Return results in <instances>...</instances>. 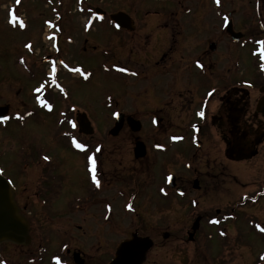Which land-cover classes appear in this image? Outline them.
I'll use <instances>...</instances> for the list:
<instances>
[{
  "label": "flooded vegetation",
  "instance_id": "1",
  "mask_svg": "<svg viewBox=\"0 0 264 264\" xmlns=\"http://www.w3.org/2000/svg\"><path fill=\"white\" fill-rule=\"evenodd\" d=\"M21 1L15 0V4ZM48 1L52 4H46L52 13V20L49 23L43 22L45 19L41 20V26L42 30H46L43 41L49 42L51 51L39 56L36 62L32 56V68L38 70L43 65L49 68L56 62L63 65L67 62L64 58L70 55L71 48L79 42L81 53L94 51L95 46L88 45V39L90 42V36L96 30L101 34L109 32L112 36L107 41L112 44L144 46L141 58L147 60L148 67L142 71L144 79L152 76L151 73L153 78L173 79L172 85H152L154 91L146 89L144 92L150 90L155 97L153 100L151 96L152 103L160 105L159 110L150 112L152 123H160L167 118V122L162 124L167 139L164 147H160L152 135H145V140L136 139L134 145L142 142L145 151L139 158L133 154L134 166L129 178L132 188L128 196V201L132 200L129 206L132 231L122 232L115 245L105 247L108 228L118 232L119 226L110 219L112 214H108L106 195L111 184L109 180L117 184L120 180L124 182V178L118 176L108 180L104 139L99 145H93L88 139L95 135L82 134L76 126L77 115L84 113V110L78 107L70 109L72 117L65 118V121L71 123L75 133H70L66 130L67 126L62 125L64 132L53 136L58 143L63 141L67 144L71 155H76L75 170L81 176V190L70 194L63 202V179L60 173H56L58 165L51 155L53 151H43L29 143H25V149L22 147L13 161L9 159L15 166L0 164V175L11 183L14 199L20 214L29 224L31 237L29 246L17 247L21 248L25 256L21 262H14L3 251H0V261H5L4 264H45L44 255L48 253L52 254V258L47 264H111L118 249L134 235L135 239L144 241L143 245L150 244L149 248L142 256L141 247L128 248L131 252L123 253L117 264H221L219 260L228 259L230 262L224 261L222 264H264L263 256L256 257L252 263L234 260H242L241 246L247 247L251 234H264V175L263 179L258 178L254 182L234 183L236 187L230 204L214 209L213 213L202 208L204 197L209 193L214 195L223 185L221 179L227 174V164L242 165L249 162L257 158L259 148L264 146V104H261L264 100V0H239L238 5L237 0H220L219 4L215 0V6L211 8L215 9L214 18L217 22L208 26L186 21L192 10L203 11L205 7L187 6L183 0H136L131 12L102 7L86 10L81 8L84 0ZM158 1L163 2L164 7L150 5L142 9L139 5ZM97 9L103 12L101 17H97ZM77 12L80 19L82 15L85 17L79 31L82 36L80 39L75 35L70 16ZM118 12L128 16V28L117 27L110 20V15ZM181 16L183 21L179 22ZM163 18L168 21H163ZM203 28L210 32L201 39L199 36L204 33ZM220 43H226V47L218 51ZM188 78L196 79V84L193 81L189 83ZM36 89L41 90V86L38 85ZM37 93L36 90L32 98ZM57 93L54 87L48 89L45 92V104L41 98L38 100V106L43 104L45 107L32 109L25 118L21 116L20 123L53 114L55 106L58 107ZM150 99L145 98L146 101ZM194 101L197 107L188 117L189 120H183L185 126L173 134L167 115L164 113L163 118L160 110L169 109L171 103H180L182 106ZM3 106L7 105H0V108ZM201 112L203 116L199 115ZM5 118L0 124L7 128L9 118ZM73 138L84 148H77ZM215 142L220 147L216 157ZM181 144H185V148L173 156L170 152L172 146ZM45 156L49 159L45 160ZM1 157H5V154H1ZM90 157L95 160L94 166ZM201 157H205L204 160H200ZM220 157L222 160L216 161ZM180 162H184L188 177L179 175V171L173 167ZM14 169L16 174L12 175L10 172ZM170 176H174L173 188L167 182ZM142 187L154 191V201L150 204L154 205L155 211H159L156 213L157 219L142 202L134 205ZM173 195L185 208L181 214L171 213ZM209 197L210 194L206 198ZM95 209L96 212L102 210V214L98 215L99 222L94 220V226H99L98 229L103 232L101 237L97 236L99 234L90 236L93 241L89 245L83 243L79 236L83 229L81 226L72 227L79 231L78 237L63 230L62 222L77 216L87 224L85 231H82V236L87 237L85 232L92 222L89 219L91 225L88 224L85 217ZM54 219L65 220L60 226L56 224L53 232L43 230L40 226V222H52ZM158 221L161 222L159 225L156 223ZM173 221L179 222V228L171 233L170 222ZM165 228L167 230L160 231ZM54 233L56 237L51 238L50 234ZM156 234L161 238L159 242L154 239ZM36 238L39 243L33 245ZM79 238L80 244L75 246ZM68 241L71 242L68 244ZM9 246L12 245H5L4 249Z\"/></svg>",
  "mask_w": 264,
  "mask_h": 264
},
{
  "label": "rangeland",
  "instance_id": "2",
  "mask_svg": "<svg viewBox=\"0 0 264 264\" xmlns=\"http://www.w3.org/2000/svg\"><path fill=\"white\" fill-rule=\"evenodd\" d=\"M136 0H84L81 3V8L86 10L93 7H102L106 10H124L131 12V7L136 4ZM184 5L187 6H204L202 10L194 9L191 15L187 18V22L194 25L198 23V26L203 24L204 26L211 25L217 20L214 18L215 0H183ZM20 4L16 5L15 0H0V105L6 104L9 106L8 112V123L6 126L0 124V156L5 154V157L0 158V164L8 163L14 165V156L17 155L21 148L25 149L26 144H32L34 147H39L43 151L52 152L51 154L57 161L58 171L61 178L63 179V194L61 200H65L70 194L76 193L81 190V176L76 173L75 167L77 166L76 155H71L67 149V144L63 141L58 143L56 141V133L64 132V127L70 133H75L71 129V123L65 121V118L70 119V109L78 107L84 110V114L88 116V120L92 126L93 133L95 135L89 137V141L93 145H99V142L104 139L106 143V170L108 172V180L115 179L116 177H123L124 182L121 180L116 184L115 181L109 180L111 183L108 187V202L107 209L108 214H112L110 219L113 223L118 226V232H113L112 228H108L107 236L105 238L104 246L115 245V242L121 237V233H127L132 231L133 222L130 220L131 210L129 206L132 204V200L128 201V196L132 192L130 187V176L132 167L134 166L133 149L136 139L145 140V135H152L156 138L160 147H164L166 143V132H164L163 123H166L164 113L168 117V121L172 126V133H178L181 128L184 127V121L189 120V116L197 107L195 101L193 103H184L182 106L180 103H171L168 108L160 110L163 115V121L160 123H152L150 112L157 111L160 109L159 104L152 103L155 99L153 93L154 88L152 85L158 86L173 84L171 78H156L149 76L144 79L143 70L147 69L146 61L141 58L142 49L144 46H135L132 43L129 44H112L107 39L112 35L109 32L98 33L93 31L91 41L88 45L95 46L94 51L87 53H81L80 42L71 48V53L67 58L66 63L63 65H51L49 68L43 65L42 68L34 70L32 68L31 57L36 62L40 59L41 55L46 54L51 46L49 42L43 41V34L46 30H42L41 20L43 22H51L52 13L47 9V5L51 6V2L48 0H22ZM75 6L79 7L77 3ZM240 4V1H236V5ZM141 8L150 7L155 5L157 7H164L163 2H147L139 3ZM207 7V8H206ZM23 8L25 9L23 11ZM203 12V13H202ZM202 13V15H200ZM79 13H72L71 19L74 23L75 35L80 36L81 26L84 23L85 17L82 15L81 19ZM15 16V20L13 19ZM202 16V18H201ZM163 21L167 22V19L163 18ZM183 21L181 16L178 20ZM196 22V23H195ZM198 31V29L196 30ZM199 38L203 39L208 36L205 28H203ZM50 34V30L47 31ZM216 33V30H215ZM114 37V36H113ZM115 39V37H114ZM105 42H104V41ZM107 42V43H106ZM31 44V50L26 45ZM226 44V43H225ZM225 44L220 43L218 45V51H221L226 47ZM49 51V52H50ZM225 51V50H223ZM31 55V56H30ZM36 57H35V56ZM108 55V56H107ZM183 55V53H182ZM40 56V57H39ZM38 59V60H37ZM21 60L23 63H21ZM55 66L56 72H52V68ZM79 69V71H76ZM120 69H126V71H120ZM51 73V74H49ZM135 73V75H133ZM167 79V81H166ZM166 81V83H165ZM189 83L196 84L197 80H191L188 78ZM196 81V82H195ZM188 85H191L189 84ZM40 85L41 90L32 98L37 90L36 87ZM58 85V86H57ZM217 85V84H216ZM58 90V107L55 106V112L51 115H45V117L39 118V120H30L20 123L21 116L25 118L27 113L36 108H43L45 105L38 106L39 98L45 104V92L48 89ZM148 90L146 93H144ZM162 91V89H161ZM152 96V99H150ZM145 98L150 100H145ZM57 101V100H56ZM38 102V103H37ZM5 106V107H7ZM4 107V106H3ZM8 108V107H7ZM51 109V108H50ZM115 112L122 113L125 117L131 116L135 120L139 121L142 125L139 132H132L129 127L125 124L119 134L116 137H111L108 131L112 128L114 120L113 116ZM169 114V115H168ZM6 117V118H7ZM58 117V118H57ZM46 119H48L46 121ZM59 119L57 122L56 120ZM1 123L3 122L0 121ZM6 128V129H5ZM107 134L106 137L103 136ZM35 138L32 139V137ZM88 136V135H87ZM56 138V139H55ZM149 143V141H148ZM71 144V142H70ZM185 144L172 146L171 154H176L178 151L185 148ZM71 147V146H70ZM218 143L215 142V157L220 153L218 152ZM56 153V155H54ZM7 157V158H6ZM205 157H201L200 160H204ZM11 159L12 161H10ZM222 160V157L216 158ZM7 160V161H5ZM184 162L180 164H174V168L179 171V175L184 174L188 177L189 172L184 170ZM198 163V162H197ZM76 164V166H75ZM15 166V165H14ZM197 166V165H196ZM12 175L16 174L15 169L10 172ZM219 171H217V174ZM227 173V174H225ZM225 177L221 179L223 183L219 187V190H215V194L209 193L211 197L206 195L202 200V208L205 211L213 213L216 208H222L230 204V200L233 197V189L235 184L238 182L250 183L256 181L258 178L263 179L264 175V146L259 148L257 158L245 162L244 164H227V172ZM263 173V174H262ZM222 174V175H223ZM22 177V176H19ZM242 186V185H237ZM239 191V190H238ZM154 191L148 188H141V194H138L135 204L142 202L150 213L155 216L159 211L154 210L153 202ZM175 196L173 195V198ZM177 197V196H176ZM104 198V197H103ZM64 202V201H63ZM62 202V203H63ZM141 204V206L143 205ZM133 206V205H132ZM106 209V206H105ZM172 214H181L185 211L182 206V202L174 198L171 207ZM147 211V210H146ZM162 213V212H161ZM102 214V210L96 212V209L90 212L85 217L88 224L91 225L89 219H91L92 225L88 226L85 232L87 237H83L82 231H85L87 224L84 220H80L74 216L65 219H54L52 222H40V226L43 230H50L53 232L55 225L60 226L62 221L64 224V231H70L69 234H73V237H82L83 243L89 245L92 243V236H102L103 230H99L97 225L94 226V220L97 219L98 215ZM107 214V215H108ZM154 219H157L154 217ZM159 225L161 222H156ZM171 233L174 229L179 228V222H170ZM169 224V223H168ZM81 226L83 229L81 232L73 230V226ZM91 227V228H90ZM91 229V231H90ZM116 229V228H115ZM167 230L162 229L160 231ZM79 232V233H78ZM93 235V236H94ZM51 238H55L56 234H50ZM90 237V238H88ZM65 238V236H64ZM88 238V239H87ZM80 239L75 243V246L80 244ZM155 241L159 242L161 239L158 234L155 236ZM249 244L247 247L241 246L242 260L234 259L235 262H249L255 261L256 257L264 256V234H258V236H251L248 238ZM55 241V240H52ZM56 242V241H55ZM71 241H68L69 244ZM33 245H37L39 242L36 239L33 240ZM5 245L0 246V251L4 252L8 257L10 256L14 262H21L25 256L21 248L9 246L4 249ZM1 255V254H0ZM52 254L44 255L45 264L50 263ZM230 262L228 260H219V263ZM4 264L5 261H0Z\"/></svg>",
  "mask_w": 264,
  "mask_h": 264
},
{
  "label": "water",
  "instance_id": "3",
  "mask_svg": "<svg viewBox=\"0 0 264 264\" xmlns=\"http://www.w3.org/2000/svg\"><path fill=\"white\" fill-rule=\"evenodd\" d=\"M97 15L101 17L103 12L99 9L96 10ZM110 20L113 21L120 28H128V23L130 22L127 15L123 13H115L110 16ZM230 28V26H228ZM214 46H212L213 48ZM264 104V100L261 101ZM8 112L7 107L0 108V119L4 118ZM77 124L79 126V132L91 135L93 129L89 120L85 114H81L77 118ZM124 124H126L132 132H139L141 130V123L135 120L133 117H125L122 113L115 115V122L113 127L109 130V135L116 137ZM145 146L142 142H137L133 149V154L136 158L142 157L144 155ZM171 186L174 187V178L171 177ZM31 242L29 236V224L19 214V207L15 202L14 194L11 189L10 183L0 176V245L1 244H12L16 246H28ZM144 241L137 240L133 236V240L122 245L118 249L116 258L111 264H117L124 254L131 252L130 249L134 246H139L141 256L149 248L150 244L143 245ZM124 253V254H123Z\"/></svg>",
  "mask_w": 264,
  "mask_h": 264
},
{
  "label": "snow or ice",
  "instance_id": "4",
  "mask_svg": "<svg viewBox=\"0 0 264 264\" xmlns=\"http://www.w3.org/2000/svg\"><path fill=\"white\" fill-rule=\"evenodd\" d=\"M216 2L219 4L220 0H216ZM13 19L15 20V16H13ZM26 47H28L29 50H31V47H32V46H31V44H28V45H26ZM21 63H23V61H21ZM61 63H63V61H61ZM76 71H79V69H76ZM120 71H126V69H120ZM52 72H53V73L56 72V68H55V66H53V68H52ZM133 75H135V73H133ZM37 91H39V89H37ZM199 115L203 116V113L201 112V113H199ZM5 119H7V118H5ZM72 126L75 127V124H73ZM73 143L76 145L77 148H84V145H83V144H80V143H77V142L75 141L74 138H73ZM44 159H45V160H48L49 157H48V156H45ZM89 159L92 160V163H93V166H94V165H95V160H94V158H91V157H90ZM93 171H94V168H93ZM93 179L95 180V176H93ZM96 183H97V186H99V182L96 181Z\"/></svg>",
  "mask_w": 264,
  "mask_h": 264
}]
</instances>
